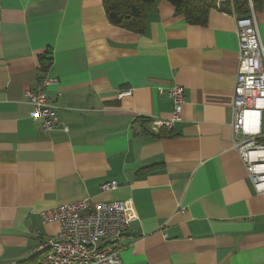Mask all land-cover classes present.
I'll return each mask as SVG.
<instances>
[{
    "label": "crops",
    "instance_id": "1",
    "mask_svg": "<svg viewBox=\"0 0 264 264\" xmlns=\"http://www.w3.org/2000/svg\"><path fill=\"white\" fill-rule=\"evenodd\" d=\"M104 2L0 0V264H35L60 228L40 214L82 200L125 203L121 264H264V198L232 145L239 16L193 24L154 0L135 32ZM251 4L264 50V0ZM46 79L51 132L24 97Z\"/></svg>",
    "mask_w": 264,
    "mask_h": 264
},
{
    "label": "built area",
    "instance_id": "2",
    "mask_svg": "<svg viewBox=\"0 0 264 264\" xmlns=\"http://www.w3.org/2000/svg\"><path fill=\"white\" fill-rule=\"evenodd\" d=\"M248 6L247 16H235L238 65L231 106L232 145L254 192L264 198V133L261 132L264 50L251 0H248ZM55 83L56 80L46 79L36 89L24 90L25 100L32 107L30 118L40 120L44 132H51L58 126L55 108L44 93L45 87ZM127 94L129 92H122L119 97ZM167 95L172 101V114L160 125L171 129L181 120L184 93L180 86L174 85L167 90ZM63 131L68 130L64 127ZM116 187L114 182L106 183L100 190ZM40 218L44 224L58 222L60 228L56 236L46 239L38 247L35 264H121L122 242L129 229L123 201L82 200L46 210Z\"/></svg>",
    "mask_w": 264,
    "mask_h": 264
},
{
    "label": "trees",
    "instance_id": "3",
    "mask_svg": "<svg viewBox=\"0 0 264 264\" xmlns=\"http://www.w3.org/2000/svg\"><path fill=\"white\" fill-rule=\"evenodd\" d=\"M166 1L176 11L184 14L193 24H204L208 12L217 8V0ZM153 3L154 0H105L104 6L112 24L126 30L141 32L144 29V10ZM232 8L238 16H247L249 12L248 0H224L220 10L230 12Z\"/></svg>",
    "mask_w": 264,
    "mask_h": 264
},
{
    "label": "rangeland",
    "instance_id": "4",
    "mask_svg": "<svg viewBox=\"0 0 264 264\" xmlns=\"http://www.w3.org/2000/svg\"><path fill=\"white\" fill-rule=\"evenodd\" d=\"M224 2V0H221V3ZM221 3H220V7H221Z\"/></svg>",
    "mask_w": 264,
    "mask_h": 264
}]
</instances>
